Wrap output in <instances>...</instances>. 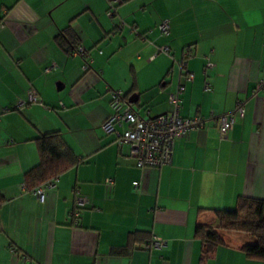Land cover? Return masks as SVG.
Returning <instances> with one entry per match:
<instances>
[{
    "label": "crops",
    "instance_id": "obj_1",
    "mask_svg": "<svg viewBox=\"0 0 264 264\" xmlns=\"http://www.w3.org/2000/svg\"><path fill=\"white\" fill-rule=\"evenodd\" d=\"M107 8V0H0V264H199L196 225L215 220L200 209L264 200V92H255L264 80V0H120L111 19ZM66 28L88 49L86 70L57 37ZM161 46L168 51L156 53ZM183 60L192 81L179 76ZM51 62L58 68L44 73ZM178 80L180 116H202L205 126L175 140L170 164L139 168L129 146L101 128L109 91L155 117L169 110ZM30 90L37 102H28ZM238 101L244 114L221 138L210 114ZM50 132L76 163L52 177L39 203L20 185L40 162L34 139ZM132 232L164 246L144 249ZM224 237L204 264H264L240 250L248 236Z\"/></svg>",
    "mask_w": 264,
    "mask_h": 264
},
{
    "label": "built area",
    "instance_id": "obj_2",
    "mask_svg": "<svg viewBox=\"0 0 264 264\" xmlns=\"http://www.w3.org/2000/svg\"><path fill=\"white\" fill-rule=\"evenodd\" d=\"M119 1L120 0H107L108 8L106 10V16L108 18L111 19L117 15L116 7ZM118 18L117 28L122 29L125 22L120 17ZM129 29L134 34H137L132 25L129 26ZM158 29L162 35H167L170 31L169 21L166 19L161 20L158 24ZM167 51L168 48L166 46H161L157 48L156 53H166ZM156 53L151 55L150 58H153ZM73 55H78L83 58V69L88 67L89 57L87 48L78 46L73 52ZM185 66L186 61L183 60L179 64V76L184 78L185 81H192L193 75L183 71ZM206 66L210 68L212 64L207 63ZM55 68H58V65L55 62H51L48 66L44 67L42 71L47 73ZM184 90V84L178 80L173 91L168 94L169 110L155 117H143L132 107L131 103L128 102L120 90L111 89L109 91L110 114L103 122L101 128L106 134L113 135L114 142L118 147L123 145L129 146L127 158L132 159L137 167H159L170 164L175 140L181 138L189 131L203 128L207 121V119L202 116H180V95ZM205 90H209L208 84H205ZM259 90L264 92V80H259L257 82L255 92ZM28 102H37L36 95L32 90L28 92ZM243 114V101H238L234 111L218 115L211 113L210 118L215 119L219 136L223 138L232 129L234 117H242ZM56 179L57 178L48 179L31 188L29 191L39 203H42L47 191L56 186ZM106 182L108 185H111L112 179L108 178ZM133 185L137 186L138 182H133ZM20 188L22 191L27 190L24 183L20 185ZM77 202L79 205L85 204L82 198H77ZM70 214L72 216L77 215L76 211ZM163 246L164 241L155 237L142 245V247L147 250L151 248L158 249Z\"/></svg>",
    "mask_w": 264,
    "mask_h": 264
},
{
    "label": "trees",
    "instance_id": "obj_3",
    "mask_svg": "<svg viewBox=\"0 0 264 264\" xmlns=\"http://www.w3.org/2000/svg\"><path fill=\"white\" fill-rule=\"evenodd\" d=\"M57 37L68 45V51L73 55L79 46L76 35H73L66 28L60 31ZM34 141L40 162L36 168L26 174L24 184L27 189H31L54 176L56 177L76 163L74 154L63 142L59 133H46L36 137ZM2 201L3 197L0 194V204ZM200 211L211 212L216 220L217 228L208 227L204 224L196 225L195 235L202 245L199 264H204L208 254L216 247L226 245L224 233L227 232H237L248 236L249 239L241 245L240 250L250 259L264 261V200L239 196L233 209H200ZM130 238L132 242L144 240L143 244L152 240L151 236L143 232H132Z\"/></svg>",
    "mask_w": 264,
    "mask_h": 264
},
{
    "label": "rangeland",
    "instance_id": "obj_4",
    "mask_svg": "<svg viewBox=\"0 0 264 264\" xmlns=\"http://www.w3.org/2000/svg\"><path fill=\"white\" fill-rule=\"evenodd\" d=\"M201 224H204V225H206V226H208V227H213V228H217V223H216V221L214 220V219H212L211 217H210V219H206V221H204L203 223H201ZM225 234V233H224ZM225 239V238H224Z\"/></svg>",
    "mask_w": 264,
    "mask_h": 264
},
{
    "label": "water",
    "instance_id": "obj_5",
    "mask_svg": "<svg viewBox=\"0 0 264 264\" xmlns=\"http://www.w3.org/2000/svg\"><path fill=\"white\" fill-rule=\"evenodd\" d=\"M133 100H132V98L130 97L129 99H128V102L129 103H131Z\"/></svg>",
    "mask_w": 264,
    "mask_h": 264
}]
</instances>
